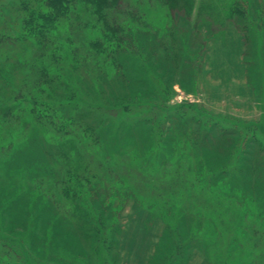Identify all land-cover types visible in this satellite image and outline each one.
I'll return each mask as SVG.
<instances>
[{
    "label": "rangeland",
    "instance_id": "374dc122",
    "mask_svg": "<svg viewBox=\"0 0 264 264\" xmlns=\"http://www.w3.org/2000/svg\"><path fill=\"white\" fill-rule=\"evenodd\" d=\"M229 1L193 0L188 13L183 2L175 11H170L160 0L142 3L149 24L141 31L140 46L162 47L165 51V56H161L164 53L157 56L164 64L161 68L150 58L153 70L149 67L150 71L141 72L143 77H151L153 82L162 83L165 88L162 90L159 85L157 94L156 91L153 93L161 105L157 108L154 130L147 133H154L158 142L153 144L149 136L146 137L149 143L146 142L144 132L138 133L139 130L126 126L128 124L120 126L116 140L107 144L103 141L100 151H96L120 172L121 180L126 184L123 191L120 190L124 194L123 201L117 202L113 197V207L110 205V209L102 210L101 201H95L89 193L80 197L93 217L104 215L106 220L101 227L97 221L95 227L99 229L101 239L112 240L109 250L102 245L94 247L92 241L87 242L82 234L79 235V223L64 213V208L70 205L57 188H49L47 191L50 192L44 193L57 200L63 209L50 204L46 198L43 200L41 196L44 195L36 188L41 178L45 177L46 185L60 179L69 162L85 164L89 157L80 159L78 156L79 146L83 143L76 141V148L70 143L62 146L50 132L28 119L24 134L14 140L11 151L6 154L1 150L0 192L3 195H0V206L8 205V209L0 211V227L18 237L25 235L23 241L31 243L32 246L26 243L29 248L27 264H216L214 258L224 264H247L246 261L252 260L251 251L244 245L233 258L229 230L222 234L221 247L213 256L209 233L211 221L204 203L197 198L200 192L197 187H183L172 178L174 171L179 169L191 179L203 175L201 165L216 161L219 146L229 144H225V135L214 132L199 142L200 149L196 150L197 141L190 142L188 136L200 128L184 118L198 123L205 120L204 115L232 116L242 121H258L264 117V1L247 0L244 4L246 20L242 26V16L229 12ZM6 4L5 0H0V8ZM165 47L182 48V58L177 53L173 67L165 62L174 52L170 53L171 49ZM28 55L29 52H20L10 56V60L0 58V64H9ZM140 62L144 63L143 60ZM106 74L108 76L99 80L95 74L88 75L85 70L78 69L66 72L64 78L77 98L95 99L103 105L111 106L110 103L141 92L142 88L125 89L119 80H113L112 72ZM60 93L59 98H66V94ZM159 128H163V132ZM180 128L186 132H181ZM128 132L132 136L127 137ZM148 145H155L156 153L160 155L158 160H146ZM166 155L171 158L170 171L163 170L170 160ZM224 157L225 160L226 155ZM253 178L249 177V181ZM34 204L38 205L35 219L43 209L38 219L41 229L51 227L45 237L53 246L46 251L34 242L31 232L34 223L27 212ZM62 217L69 222L65 223ZM52 220L57 221L51 226ZM41 229L35 230L37 237H43ZM197 239L200 242L196 244ZM170 245L173 250L169 254Z\"/></svg>",
    "mask_w": 264,
    "mask_h": 264
},
{
    "label": "trees",
    "instance_id": "16d2710c",
    "mask_svg": "<svg viewBox=\"0 0 264 264\" xmlns=\"http://www.w3.org/2000/svg\"><path fill=\"white\" fill-rule=\"evenodd\" d=\"M160 1L170 11H175L184 3L187 13L194 3L193 0ZM5 2L7 4L0 8V58L10 60V56L20 52H29V55L20 56L9 64H0V94H3L0 95V152L3 150L7 154L11 151L14 140L24 134L28 119L42 126L44 131L50 132L62 142V146L70 143L71 147L76 148V141L83 143L84 145L79 146L78 156L80 159L89 157L85 164L69 162L60 179L46 185L45 177L41 178L37 181L36 188L44 195H40L43 200L46 198L50 204L63 209L56 203L57 200L44 193H49V188H57L70 205L64 208V213L79 223V235L82 234L81 237L87 242L92 241L94 247L102 245L109 250L112 240L101 239L99 229L95 227L96 221L101 227L100 224L106 220L104 215H100L101 218L93 217L80 197L89 193L95 201H101L102 210L113 207V197L117 202L123 201L124 194L121 191L126 184L121 180L120 172L96 151H100L103 141L107 144L116 140L120 126L128 124L126 126L139 130L138 133L144 132V140L149 143L146 140L149 136L148 139L157 145L156 135L147 133L154 130L157 108L161 105L160 99L158 102V97L153 93L156 91L157 94L159 85L162 90L165 88L162 83L153 82V78L143 77L141 72L150 71L149 67L153 70L150 58L161 68L164 64L157 60V56L165 51L163 52L162 47L140 46L141 31L149 24L145 16L147 12L142 6L146 0ZM228 3L231 15L242 16V26L246 20L247 9L244 4H247V0H231ZM165 48L171 49L170 53L174 52L168 55L171 57L165 62L167 66L173 67L172 61L182 58V48ZM161 56H165V53ZM78 69L85 70L88 75L95 74L100 77L99 80L108 76L106 73L112 72L113 80H119L125 89L142 88L141 92L110 103L111 106L99 104L95 99L89 101L81 96L77 98L64 77L66 72H76ZM133 70L135 72L132 73ZM60 89H63L60 92L66 94V98H59ZM204 117L205 120L198 123L184 118L200 128L191 137L188 136L190 142L197 141L195 149L199 150V142H203L214 132L225 135V144L229 143L228 146L220 145L216 149L215 154L221 159L201 165L203 175L193 176V180L179 169L174 171L172 178L183 187L194 186L200 192L197 198L204 203L211 221L209 233L213 243V256L221 247L222 234L229 230L228 239L233 244V258L235 252L238 253L244 245L252 253V260L246 261L247 264H264V117L258 121H242L232 116ZM111 123L117 126L108 128L107 125ZM159 129H162L161 132L164 130ZM179 130L186 132L183 128ZM126 136H132V133L128 132ZM183 141L187 143L186 140ZM147 149L146 160L156 161L160 158L155 145H148ZM223 155H226L225 160ZM166 157L169 158L168 155ZM169 159L163 167L164 171L171 170V158ZM253 176V180L249 181V177ZM34 206H30L27 212L34 223L31 232L34 242L46 251L53 246L49 245V240L45 237L51 232V227L41 229L38 219L41 218L39 215L43 214V209L35 219L38 205ZM7 209L8 205L0 206V211ZM61 219L65 223L69 222L63 217ZM56 221L52 220L51 226ZM36 229H41L43 237L35 235ZM22 237L25 238V235L18 237L0 227V264H27V244L32 245L29 241L24 242ZM198 239L196 244L200 242ZM168 250L170 254L173 246L170 245ZM215 261L216 264H224L220 259L214 258Z\"/></svg>",
    "mask_w": 264,
    "mask_h": 264
}]
</instances>
